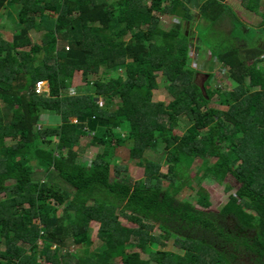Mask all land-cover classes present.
Instances as JSON below:
<instances>
[{
	"label": "trees",
	"instance_id": "obj_1",
	"mask_svg": "<svg viewBox=\"0 0 264 264\" xmlns=\"http://www.w3.org/2000/svg\"><path fill=\"white\" fill-rule=\"evenodd\" d=\"M261 1L242 5L264 36ZM207 4L203 23L231 17L235 41L208 50L203 73L182 0H0V24L15 25L10 41L0 32V264H264V47L244 40L253 28L229 4ZM162 16L179 19L171 31ZM217 62L231 87L212 85ZM76 73L84 87H73ZM161 86L169 99L156 101ZM46 113L60 123L40 125ZM86 136L101 151L81 161ZM118 147L145 179L120 178L129 167L114 163ZM206 181L228 194L217 209ZM194 182L196 203L181 199Z\"/></svg>",
	"mask_w": 264,
	"mask_h": 264
},
{
	"label": "rangeland",
	"instance_id": "obj_2",
	"mask_svg": "<svg viewBox=\"0 0 264 264\" xmlns=\"http://www.w3.org/2000/svg\"><path fill=\"white\" fill-rule=\"evenodd\" d=\"M108 1L112 2L114 0H108ZM220 1L223 4H226V3L229 4L230 7L234 10V12L237 14L239 20L242 21V23H245L247 26H250V28L251 27L253 28L252 32L248 36V39L245 38L244 40L248 41V43L250 41H252L253 45L255 42L258 44V41L261 40L259 45L264 47V36L260 35L259 30H257V29L261 28V26H263L262 17L259 15H255L254 12L245 9L242 5L243 0H220ZM186 2H187V5L191 8V11L196 18V19H194L195 22L193 23V25H194L193 27H191L189 29L185 28V30L189 31L191 36L193 37V45L191 47L192 48L191 57L193 58L194 63L192 64V66L196 67L198 69V71H202L203 73H208V69L205 68L208 65L207 62L211 58V53L208 50H211L212 47L215 49H219L220 47L227 45L226 43L222 42V40H225V42H227L228 44H231V45L235 41V39L232 37L233 36L232 34H234L233 33L234 32L233 26H231L230 21H229V19L231 17L229 18L227 16L226 17L222 16L220 19H218L217 23L215 22L214 26H212L211 25L212 23H210V22L213 20H210L209 22L204 21L205 23H203V19H201V17L199 16V13H200L199 9L202 7V4H203V6H208V4H207L208 0H186ZM259 10H260V13H264V1H261ZM237 16L235 17V15H234L235 22H238ZM178 20H177V18H174V17L169 18V16H162L160 24L164 29L171 31L172 28L176 25V23H178ZM232 25H234V24L232 23ZM0 32H1L2 37L4 39H7L9 41L12 40L13 34L15 32V25L10 20V18L8 20H5L3 24H0ZM31 34H32V39L34 42H40L41 33L32 32ZM130 37L131 36H127L126 39H130ZM197 37H200L201 40L203 41V44L201 46L202 51H200V49L196 45L200 42ZM170 41L175 42V36H171ZM237 43L241 47H245L247 45V43L243 40L242 41L237 40ZM252 44L250 46H252ZM257 44H255V45H257ZM201 52H206V53H204V55H202ZM93 54H94L93 57L95 59H99L102 57L101 53L98 54V53L93 52ZM8 57H11L10 54L8 55ZM217 64H218V62H217ZM263 65H264V62H263ZM213 73H214V79H213L212 85H215V86L221 85L222 86L221 81L223 80V83L225 85L226 84L228 85L227 87H231L232 81L229 80L228 75H226L225 72L223 70H221V67L219 66V64L215 66V71H213ZM99 75H95V76L91 75V76H89V79H91V80L97 79L99 77ZM200 77H202L201 79L203 81V76H200ZM220 78H222L221 81H220ZM159 81H160V78H159ZM84 85H85V82L82 79L81 73H76L75 77H74V81H73V87L79 88V87H84ZM232 85H233V83H232ZM47 89H48L47 84L44 82V86L41 89V93ZM166 92H167V90L165 89V87H162V86L158 90H155L154 91L155 100L156 101L168 100L169 98L167 97ZM217 99H218V97L215 96L213 101H212V106L219 108L222 112L225 113V116H226L227 108L219 106L217 104ZM99 104L103 105L104 102L99 100ZM2 107L3 106L0 103V108H2ZM262 120H264V119H262ZM59 123H60L59 117H57L55 115H51L50 113H46L42 116L40 125H42V124L57 125ZM92 141H93L92 136H86V137L81 138L80 150L83 149L81 152V154H82V156H81L82 160L81 161H90V160L94 159L97 156V154L101 151V149L99 147H96ZM8 143H12V142H8ZM162 151H163V147L160 146L157 148L156 151H150L148 153L147 157L152 159V160H156L160 157ZM114 163H118L119 165H126L129 167V169L127 171H124L122 173L120 178L127 177V178H131L134 181H137L140 179H145V177H146L145 168L138 166L136 161L131 159L130 152L125 147L116 148V159L114 160ZM194 169H196L195 166L190 171V173L192 175L196 172ZM160 172H161V175L167 174L168 173V167L166 165H164ZM115 177H116V173L114 172L113 178H115ZM35 178L36 179H38V178L43 179L42 175L39 174L38 172H37V175L35 176ZM169 183H170L169 180L165 179L164 180V187H166ZM203 186L206 188L207 192H209L210 197H211V201L213 203V207L215 209L222 206L223 203L226 202L228 194L226 193L224 186H219L216 184H209L207 181L203 183ZM193 187H194L193 190L189 189L188 187L185 188L184 191L182 192V194L180 195V198L185 199V200H189V201H193L194 203H196L194 195H195L196 190L198 188V184L194 182ZM122 221L126 226H129V227L136 226L128 220L122 219ZM93 228H94L93 229L94 237L97 238L99 228L95 224H93ZM100 246H101V242H99V241L96 242V244L92 248L93 251L98 250ZM167 248L177 251V249L176 248L174 249V247H173V239L171 241L167 242ZM69 249L72 252H77V253L81 252V249L78 248L77 246H75L74 244H70ZM64 253H66V251ZM66 261L68 262V264H77V261L74 259H71V257L67 258ZM45 264H48V263H45ZM118 264H122V263L118 262Z\"/></svg>",
	"mask_w": 264,
	"mask_h": 264
},
{
	"label": "built area",
	"instance_id": "obj_3",
	"mask_svg": "<svg viewBox=\"0 0 264 264\" xmlns=\"http://www.w3.org/2000/svg\"><path fill=\"white\" fill-rule=\"evenodd\" d=\"M43 86H44V82L37 83V85H36L37 93H41V89L43 88ZM45 91L46 90H44L43 92H45Z\"/></svg>",
	"mask_w": 264,
	"mask_h": 264
},
{
	"label": "clouds",
	"instance_id": "obj_4",
	"mask_svg": "<svg viewBox=\"0 0 264 264\" xmlns=\"http://www.w3.org/2000/svg\"><path fill=\"white\" fill-rule=\"evenodd\" d=\"M41 82H45V83L47 84V87H48V83H47L46 81H41ZM47 90H48V89H47ZM47 90H46V91H47ZM46 91H45V92H46Z\"/></svg>",
	"mask_w": 264,
	"mask_h": 264
},
{
	"label": "crops",
	"instance_id": "obj_5",
	"mask_svg": "<svg viewBox=\"0 0 264 264\" xmlns=\"http://www.w3.org/2000/svg\"><path fill=\"white\" fill-rule=\"evenodd\" d=\"M182 1H184V2H185V4L187 5V2H186V0H182Z\"/></svg>",
	"mask_w": 264,
	"mask_h": 264
},
{
	"label": "water",
	"instance_id": "obj_6",
	"mask_svg": "<svg viewBox=\"0 0 264 264\" xmlns=\"http://www.w3.org/2000/svg\"><path fill=\"white\" fill-rule=\"evenodd\" d=\"M203 85H204V84H202V87H204Z\"/></svg>",
	"mask_w": 264,
	"mask_h": 264
}]
</instances>
